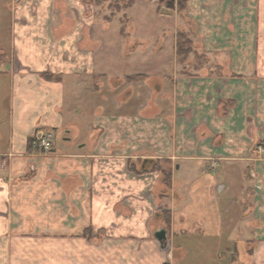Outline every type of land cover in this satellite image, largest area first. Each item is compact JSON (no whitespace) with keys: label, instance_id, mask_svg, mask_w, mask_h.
<instances>
[{"label":"crops","instance_id":"1","mask_svg":"<svg viewBox=\"0 0 264 264\" xmlns=\"http://www.w3.org/2000/svg\"><path fill=\"white\" fill-rule=\"evenodd\" d=\"M186 11L204 55L197 77L177 71L172 47L152 54L136 74L165 84L142 101L140 79L118 69L129 61L93 40L92 3L0 0V264H76L85 228L139 243L137 264H264V168L230 163L234 188L205 167L257 161L264 145V0H193ZM221 100L232 102L224 116ZM47 131L50 152L30 146ZM132 160L172 168L170 188ZM234 191L232 206L220 200Z\"/></svg>","mask_w":264,"mask_h":264},{"label":"rangeland","instance_id":"2","mask_svg":"<svg viewBox=\"0 0 264 264\" xmlns=\"http://www.w3.org/2000/svg\"><path fill=\"white\" fill-rule=\"evenodd\" d=\"M85 1L87 3H92L93 12L95 14L93 21H95L96 25L93 40L98 42L104 39L103 41H108L111 46L117 48L118 53L116 55L110 50L111 47L109 46L110 58L123 55L126 60L129 61L127 64L120 61L121 64L119 67L117 66L119 71H124L125 74H136L139 71L144 72L148 70V63H153L150 61L152 59L148 60L147 58L152 57L151 55L156 53L158 54V58H167L170 56V52L173 48L175 55L173 54L172 56H175L180 63L177 71L190 77H197L195 74L197 63H203L204 55L200 54L195 46L196 21L186 11L188 4L193 0H188L186 5H184L183 0ZM101 24H103L104 28H108L106 30L107 32H103L104 29L102 30V27H100ZM180 33H183L185 39L191 40V45L188 46L189 50H187L185 55H178L176 51V39ZM142 60L146 61V63ZM168 68L169 65L162 62L161 65L157 67L156 72L158 69L162 72H166ZM172 71L173 68H171V71L169 70V74ZM137 76H139V74L126 76L125 80H137ZM144 77V75H141L139 78L141 81L140 89L142 101L145 95L148 94L149 89H154V85H156V89H160L165 84L164 80L156 81L155 79H151L150 82H144ZM194 79L195 78L192 79V82H195ZM218 103L220 114L222 116L226 115L227 108L232 102L230 103L227 100L224 102V100H221ZM145 114H147V111ZM58 139L57 137L56 140ZM216 140H221V137L219 136ZM253 152L254 155L258 157L257 161L248 160L246 162L241 160L229 162L223 158H210L205 161L207 164L205 167L210 170H219L222 172L224 178L232 182L235 188V185H237L236 171L234 167H229L230 163H233L234 166L236 165V168L242 171L248 168L255 171L257 166L259 167L258 171L264 168V165L260 166V164L264 162V160H262L264 158V145L260 143L255 145ZM132 161L134 163V168L139 171H144L145 169L154 171L155 167L157 168L155 161L149 164H144L143 160ZM221 179H223V177ZM234 194H236L235 191L225 193L220 200L223 199L226 202H231L232 206L235 199H233L231 195ZM236 199H239V196H237ZM235 245L236 244L232 242V248H235ZM249 246L252 245L249 244ZM76 250V264H137L140 259L133 256V252L139 251V243L112 240L111 238H107L101 231H95L91 228H85L81 234L77 235ZM230 256L229 258H221V262L223 264H231L230 262L232 260ZM234 259H240V261L244 259L247 263L250 261V257L246 255ZM68 261L70 262L69 264L74 263L73 258L70 256H67V263ZM139 263H142L141 260ZM206 264L209 263L207 262ZM239 264L242 263L240 262Z\"/></svg>","mask_w":264,"mask_h":264},{"label":"trees","instance_id":"3","mask_svg":"<svg viewBox=\"0 0 264 264\" xmlns=\"http://www.w3.org/2000/svg\"><path fill=\"white\" fill-rule=\"evenodd\" d=\"M184 5H186V3L188 2V0H183ZM191 45V40L185 39V36L183 35V33L178 34L177 39H176V51L178 55H185L187 53V50H189V47ZM45 76L48 79H53L55 76L53 75H48L45 74ZM141 75L137 76L136 78H140ZM134 80V79H132ZM34 138V137H33ZM33 138L30 140V142L33 141ZM157 168L155 167L154 171H158L160 172V175L162 176L163 182L164 184L170 188L171 186V169L170 167H165V165L157 160L155 161ZM167 163V162H165ZM134 163L133 161H129V169L131 171L137 172V173H143L144 171H139L136 168H134ZM153 171V170H152ZM165 218L167 221H169L170 217L168 214L165 215Z\"/></svg>","mask_w":264,"mask_h":264},{"label":"built area","instance_id":"4","mask_svg":"<svg viewBox=\"0 0 264 264\" xmlns=\"http://www.w3.org/2000/svg\"><path fill=\"white\" fill-rule=\"evenodd\" d=\"M31 146L36 150L50 152L53 148V134L51 132L36 133Z\"/></svg>","mask_w":264,"mask_h":264},{"label":"water","instance_id":"5","mask_svg":"<svg viewBox=\"0 0 264 264\" xmlns=\"http://www.w3.org/2000/svg\"><path fill=\"white\" fill-rule=\"evenodd\" d=\"M221 189H223V186L221 187ZM155 236L163 247V243L167 240L166 230L158 231Z\"/></svg>","mask_w":264,"mask_h":264}]
</instances>
